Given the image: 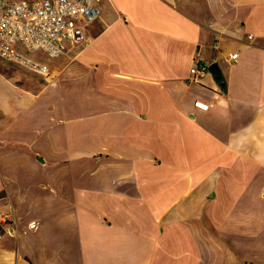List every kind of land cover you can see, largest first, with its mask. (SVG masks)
I'll return each instance as SVG.
<instances>
[{"label":"crops","instance_id":"obj_1","mask_svg":"<svg viewBox=\"0 0 264 264\" xmlns=\"http://www.w3.org/2000/svg\"><path fill=\"white\" fill-rule=\"evenodd\" d=\"M96 7L48 77L0 61V264H264V0Z\"/></svg>","mask_w":264,"mask_h":264},{"label":"built area","instance_id":"obj_2","mask_svg":"<svg viewBox=\"0 0 264 264\" xmlns=\"http://www.w3.org/2000/svg\"><path fill=\"white\" fill-rule=\"evenodd\" d=\"M98 0H0V59L41 77H48L47 58L63 55L68 46L88 43L87 27L99 16ZM249 40L252 35L247 36ZM215 49L216 46L214 45ZM236 53L228 55L235 59ZM204 65L190 68L189 83H200ZM195 106H207L195 102ZM9 218L0 215V222Z\"/></svg>","mask_w":264,"mask_h":264},{"label":"water","instance_id":"obj_3","mask_svg":"<svg viewBox=\"0 0 264 264\" xmlns=\"http://www.w3.org/2000/svg\"><path fill=\"white\" fill-rule=\"evenodd\" d=\"M207 70L213 77L214 81L217 83L218 87L222 90H225V80L218 64L216 62L210 63L207 66Z\"/></svg>","mask_w":264,"mask_h":264},{"label":"bare ground","instance_id":"obj_4","mask_svg":"<svg viewBox=\"0 0 264 264\" xmlns=\"http://www.w3.org/2000/svg\"><path fill=\"white\" fill-rule=\"evenodd\" d=\"M49 59H51V58H49ZM46 67H49L47 63H46Z\"/></svg>","mask_w":264,"mask_h":264},{"label":"rangeland","instance_id":"obj_5","mask_svg":"<svg viewBox=\"0 0 264 264\" xmlns=\"http://www.w3.org/2000/svg\"><path fill=\"white\" fill-rule=\"evenodd\" d=\"M1 62H4V61H2V60H0ZM6 63V62H5Z\"/></svg>","mask_w":264,"mask_h":264}]
</instances>
